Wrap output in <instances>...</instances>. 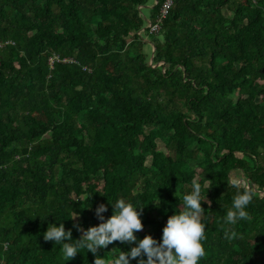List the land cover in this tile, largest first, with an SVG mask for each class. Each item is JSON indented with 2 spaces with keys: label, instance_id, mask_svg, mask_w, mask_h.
Listing matches in <instances>:
<instances>
[{
  "label": "trees",
  "instance_id": "1",
  "mask_svg": "<svg viewBox=\"0 0 264 264\" xmlns=\"http://www.w3.org/2000/svg\"><path fill=\"white\" fill-rule=\"evenodd\" d=\"M164 2L0 0V264H111L130 246L66 262L43 233L79 239L123 198L160 241L194 181L199 264H264V0H174L152 33L142 8L154 22ZM229 179L254 193L233 226Z\"/></svg>",
  "mask_w": 264,
  "mask_h": 264
},
{
  "label": "clouds",
  "instance_id": "2",
  "mask_svg": "<svg viewBox=\"0 0 264 264\" xmlns=\"http://www.w3.org/2000/svg\"><path fill=\"white\" fill-rule=\"evenodd\" d=\"M226 183L236 188L237 192L222 218V223L233 226L239 221L249 219L246 209L252 202L254 193L242 179H229ZM181 199L183 210L168 217L160 241L151 235L138 238L137 233L144 228L141 220L143 207L123 198H118L113 203L108 202L112 207V214L108 218L103 215L108 212V205L101 203L96 207L95 216L100 221L98 225L84 229L81 225L74 224L73 227L82 233L79 239L74 240L72 229L66 230L62 222L59 226L55 223L48 224L43 239L60 245L61 259L66 262L75 258L82 250L95 255L99 250L119 242L130 247L127 251L121 250L111 264H132L133 261L136 264H199L206 254L203 242L206 240L207 225L201 219L205 215L202 203L206 202V198L202 199L201 185L194 181L191 193L182 195ZM153 204L159 207L161 200L159 199L158 206L155 202ZM76 217L77 215L72 219L75 220ZM236 236L237 233L231 229L224 231V238L229 241ZM95 264L109 262L97 257Z\"/></svg>",
  "mask_w": 264,
  "mask_h": 264
},
{
  "label": "built area",
  "instance_id": "3",
  "mask_svg": "<svg viewBox=\"0 0 264 264\" xmlns=\"http://www.w3.org/2000/svg\"><path fill=\"white\" fill-rule=\"evenodd\" d=\"M174 0H165V2L162 4L161 9L157 17L155 18L154 22H149L148 27L150 29V32L152 33H158L159 30L161 29L163 20L167 17L170 8L173 5ZM60 61V62H74L78 63L76 60L71 59V58H65V59H60L58 56H54L50 58V63L53 64L54 61Z\"/></svg>",
  "mask_w": 264,
  "mask_h": 264
},
{
  "label": "rangeland",
  "instance_id": "4",
  "mask_svg": "<svg viewBox=\"0 0 264 264\" xmlns=\"http://www.w3.org/2000/svg\"><path fill=\"white\" fill-rule=\"evenodd\" d=\"M151 6H152V4L142 8V13H143V15L145 17V20H146V24L145 25H147L148 21H149V14H150V9L149 8ZM149 50H150V48H149ZM234 97H237V95H235ZM158 143H159L160 148L163 149L162 143L160 141H158ZM234 177L238 178L239 176L238 175H234ZM146 229H149V227H146Z\"/></svg>",
  "mask_w": 264,
  "mask_h": 264
}]
</instances>
